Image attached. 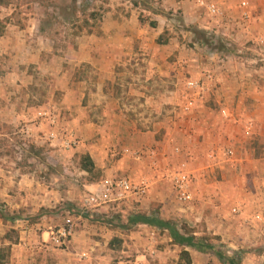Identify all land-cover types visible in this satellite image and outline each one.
Returning <instances> with one entry per match:
<instances>
[{
  "label": "crops",
  "instance_id": "crops-1",
  "mask_svg": "<svg viewBox=\"0 0 264 264\" xmlns=\"http://www.w3.org/2000/svg\"><path fill=\"white\" fill-rule=\"evenodd\" d=\"M252 1L258 2L260 8L258 10L251 5L250 14L253 16L261 11L262 16H259L258 24L253 22L245 26L247 32L245 34L248 35L264 30V0ZM168 2V6H165L183 11L184 22L188 26L200 25L201 16H197L199 8L196 0ZM236 3L235 0H230L221 1L218 5L226 14L237 17L240 11ZM139 5L138 2L132 3L130 0L111 1L103 10L97 28L91 34L76 38L75 48L65 55H54V42L47 38H38L44 46H39L40 43H35L27 36L22 39L8 35L0 41L1 47H6V51L4 50L6 53L14 49L16 59H19L22 65L28 67L35 65L36 69L50 76L52 100L56 95L62 99L58 103L52 101L37 108L42 109L53 104L63 109L70 126L81 139V145L75 150H64L59 142L53 143V148L41 150V157H48L49 161L38 162V167L49 171V181L42 180L35 172H21L18 166L13 170L5 165L6 162H0V206L4 205L6 215L0 217V254L1 247H9L6 258L0 255V264H45L48 257L51 264H115L112 262L114 260H117L118 264H123L121 255L126 253L125 247L139 248L145 243L149 244L148 241H152L153 244H166L164 248L179 249L181 253L182 249L172 244L167 231L145 224L134 226L128 224L131 217L140 214L156 215L157 212L153 208L165 200L162 197L164 192L161 172L162 167L164 171L169 172L171 164L165 146L158 154L161 172L153 169L151 161L145 156L135 161L124 156L121 159L116 157L118 146L146 149L147 153L154 145L161 146L156 138L158 131H142L138 128L137 126L141 125L140 121L145 119L139 117L135 121L128 119L122 110L125 107L124 101L116 94L128 92L134 97L144 98L146 105L158 108L162 103H171L176 96L171 99L167 96L166 100L160 101L152 95L146 96V93L154 91V82L156 80L169 82L175 78L179 81L192 72L190 61L182 59L175 62V40L163 47L156 43L158 38L156 35H161L165 31V26L161 27L159 18H155L157 22L154 27L142 25L138 13ZM155 7H158V4ZM222 26L220 24V27ZM9 27L19 28L15 25ZM238 27L244 32L240 24ZM83 66L86 69V76L80 75ZM194 72L197 70L193 69ZM78 74L79 76H76ZM253 74L252 71L251 75L255 76ZM225 79L226 84H218L221 82L214 84L212 93L229 94L241 91L247 93L253 101L256 99L252 105L255 108L252 118L256 125L261 123L259 134L264 141V82L260 85L252 79L245 85ZM121 83H125L126 87L123 88ZM179 91V88L175 90L169 87L164 90L167 94H178ZM221 99L220 97L217 101ZM225 104H228V101ZM200 107L203 106H199V109ZM200 122L207 124L202 119ZM33 137V141L39 145L44 143L36 131L33 132ZM86 156L94 164L93 173L83 170L80 166L81 159ZM147 157L150 158L149 153ZM261 161L262 164L259 165L260 159L252 155L251 160H240L236 164L241 176L238 177V182L243 179L242 167L245 168L243 170H248V163L252 164L251 167L256 173H261V182H256L254 187L248 188L242 182L233 183L234 186L238 185L235 189L238 193H235L236 196L233 195V200H222L230 199L232 195L227 196L219 192L217 189L220 185L214 183L211 185L214 191L210 193L214 196L222 194V197L210 200V186L207 183L204 184L205 200H198L200 203L198 218L204 221V230L206 228L207 232H213L220 237L221 243L233 251L243 249V242L251 246L259 245L263 247L261 251L264 252V223L253 225L249 222L254 213L264 212V156ZM209 167L210 171H213L212 166L202 169L207 172L205 169ZM65 174L72 175V178L66 177ZM124 176L134 183H147L149 187L146 198L142 200L132 198L86 208V199L104 190L105 179ZM208 180H205V183ZM229 188L233 189L230 183ZM40 192L42 194H39ZM239 196H242V200H234L240 199ZM236 206L245 210V213L232 217L229 211ZM63 207L66 216L73 213L76 231L61 249L52 241L51 236L59 227L56 218ZM10 229L17 233L18 240L14 243L5 238ZM114 242H118L120 247L115 248ZM186 250L190 252L192 264H228L212 253ZM167 251L166 249L165 252ZM200 255H214V258L206 260ZM179 257L176 264H179ZM250 258L242 259V264H264V255L259 257L258 262L250 263L248 262ZM254 259L256 257L252 258ZM162 261L163 264H174L165 256Z\"/></svg>",
  "mask_w": 264,
  "mask_h": 264
},
{
  "label": "rangeland",
  "instance_id": "rangeland-1",
  "mask_svg": "<svg viewBox=\"0 0 264 264\" xmlns=\"http://www.w3.org/2000/svg\"><path fill=\"white\" fill-rule=\"evenodd\" d=\"M111 1L113 0H2V3L0 2V41L8 35L22 39L28 37L35 43H40L39 46H44L38 38H47L54 42V55L71 53L75 48L76 38L91 34L97 28L103 16V10ZM115 1L123 2V0ZM130 1L132 3L136 1L140 4V12L138 13L142 25L154 27L155 22H157L155 18H159L161 27L165 26V31L161 35H156L158 36L156 43L163 47L168 42L175 40V62L182 59L187 62L190 61L192 72L179 81L175 78L169 82L166 80L154 82V91L146 93V96L152 95L158 101L166 100L167 96L168 99L176 96L175 99L171 100V103H162V106L158 108L146 105L144 98L134 97L128 92L116 94L124 101L125 107L122 110H124L126 117L134 121L138 117L145 119L144 121L141 120V125L137 127L142 131H158L156 138L161 144V146L157 145L156 147L154 145L149 149L150 158L147 157L146 149L139 150L135 147H124V149L120 146L117 147L116 157L121 159L124 156L135 161L145 156L147 160L151 161L153 169L161 172L158 154L165 146L171 164L169 165V172L164 171L162 167L161 175H163L161 178L164 192L162 197L165 200L153 208L157 212L156 215L165 220H172L179 226H187L195 231L197 236H208L228 255L240 253L243 260L251 257L248 262H258L259 257L264 255V252L261 251L263 247L251 246L249 243L242 242L243 249L240 248L235 251L229 249L226 244L221 243L220 237L214 235L213 232H207L206 228L204 230L205 225L203 224L205 223L198 218L197 211L200 208L198 200H205L204 184H209V193L214 191V187H212L214 183L219 184L221 187L217 189L219 192L225 193L227 196L232 195V199L224 198L222 200H233V195L238 193L235 190L238 183L242 182L248 188H252L256 182H261V173H256L255 169L251 167L252 164H247L249 168L247 167L248 170L246 169V171L242 167L243 179L240 182L237 181L238 177H241L240 170L236 169V164L240 160H251L252 155L260 159L259 165L262 164L264 141L262 135L259 134L262 125L261 123L256 125L252 118L255 111L252 105L256 99L253 101L247 93L241 91L229 94L226 92L212 93L216 82H221L218 84L227 83L225 78L232 83L237 82V84L246 85L252 79L260 85L263 84L264 30L249 35L245 34L247 33L245 31L246 25L253 22L259 23L261 11H257L258 13L253 16L249 11L251 5L259 10V3L251 2V0H235L240 11L237 17L224 12L221 18H213L206 7L209 0H196L199 8L197 16H201L200 25L190 24L188 26L184 22L183 11L167 7L169 0ZM221 1L230 0H219L217 3ZM243 1L249 2L248 19L243 18L244 8L241 6ZM156 4L158 7H155ZM220 24L223 26L220 27ZM239 24L243 27L244 32L238 27ZM9 25H15L19 28L11 29ZM5 48L0 45V162H6L5 165L13 170L20 167L21 172H35L42 180L49 181V171L38 167V162L47 163L49 161L48 157H41V150L53 148V143L56 142H59L64 150H75L81 145V139L70 126L69 119L63 109L53 104L42 109L37 108L52 101L58 103L62 99L61 96L56 95L52 100L50 76L36 69L37 66L35 65L29 67L22 65L21 61L16 59L14 49L6 53ZM195 58L198 59L195 60ZM82 68L84 69L80 71V75L86 76L85 66ZM193 69L197 72L193 73ZM252 71L255 76L251 75ZM190 80L199 81L203 89L196 92L188 90L186 83ZM121 85L123 88L126 87L125 83H121ZM166 87L175 90L179 88L180 91L178 94H167L164 92ZM220 97L222 99L219 102L217 99ZM140 100L143 102L141 103ZM227 101L228 104H225ZM190 102H193V106L187 108ZM199 106H203L200 107L201 110ZM197 111L199 112L197 113ZM261 116L262 114L259 112V117L261 118ZM201 119L207 124L201 123ZM35 131L43 139L42 145L33 141V132ZM230 149L234 152L231 158L227 155ZM184 165L192 179L195 200L191 204H182L177 200L172 182V176L181 171ZM240 165L241 163L239 166L237 165L238 168ZM206 166H212L213 171H210L211 167H209L205 169L207 171L205 172L202 168ZM65 175L72 178L70 174ZM123 178L127 177L124 176ZM205 180L208 181L205 183ZM236 182L237 184L234 186L233 183ZM229 183L233 189L229 188ZM210 197V200H216L217 197H222V194L214 196L210 193ZM132 198L144 199L131 194L125 200ZM239 198L234 200H242V196ZM3 206H0V217L5 215ZM235 209L238 212L235 213ZM64 211L65 208L63 207L59 211V217L56 218L57 226H59L57 231L66 225L67 219L70 217L74 219L73 213L66 216ZM244 211L236 206L229 211V214L232 217L240 216L245 213ZM257 217H260V220ZM249 222L253 225L264 223V212L257 211L250 217ZM57 231L52 233V241L56 237ZM5 238L8 241H13V243L18 240L16 231L12 229L7 232ZM70 240L71 238L68 242ZM148 242H150V246L145 243L139 248L129 249L125 247L126 253L121 255V262L133 264L137 261L147 260L150 264H163L162 258L165 256L174 264L178 263L179 249L169 250L164 248L166 244ZM114 243L115 248L120 247L118 242ZM65 245H59V248L62 249ZM8 248L7 246L1 247V257L6 258L8 256ZM166 249L167 252H165ZM200 256L206 260L214 258V255ZM253 257L256 259L252 260ZM46 262L45 264H51L49 257ZM112 262L118 264L117 260ZM179 264H184L180 257Z\"/></svg>",
  "mask_w": 264,
  "mask_h": 264
},
{
  "label": "built area",
  "instance_id": "built-area-1",
  "mask_svg": "<svg viewBox=\"0 0 264 264\" xmlns=\"http://www.w3.org/2000/svg\"><path fill=\"white\" fill-rule=\"evenodd\" d=\"M219 0H209L206 7L209 14L213 18H221L223 16V9L218 5ZM241 6L244 8L243 18H249V12H247L249 2L243 1L241 2ZM187 89L191 91H201L203 86L199 81L190 80L186 83ZM193 106V102L189 103V107ZM55 124V119H54ZM74 144H76L74 142ZM70 145V144H69ZM227 155L229 158L233 157V150H228ZM173 187L176 191L177 200L182 204H191L195 200L192 179L189 172L186 170L185 165L181 169V171L177 172L172 176ZM104 190L101 193L93 195L86 199L85 206L86 208L95 207L100 204H105L108 202L115 201H123L127 198L128 195H134L137 198H144L147 195L148 184L142 183L137 185L129 178H116V179H108L103 183ZM234 212H238V210H234ZM260 220V217H257ZM75 234V222L73 218H69L66 221V225L59 229L56 232V237L53 238V241L57 245H65L66 242L70 238H72ZM133 264H150L147 260H141L134 262Z\"/></svg>",
  "mask_w": 264,
  "mask_h": 264
},
{
  "label": "trees",
  "instance_id": "trees-1",
  "mask_svg": "<svg viewBox=\"0 0 264 264\" xmlns=\"http://www.w3.org/2000/svg\"><path fill=\"white\" fill-rule=\"evenodd\" d=\"M2 3V0H0ZM82 169L92 173L94 164L91 159L86 156L81 163ZM128 224L134 226L137 224H145L160 230L167 231L172 244L179 246L182 251L180 260L184 264H192L190 252L186 249L195 250L201 253H212L219 260L226 261L228 264H242L241 254L228 255L214 244L208 236H197L196 232L185 225H178L172 220H165L157 215H137L129 219Z\"/></svg>",
  "mask_w": 264,
  "mask_h": 264
}]
</instances>
